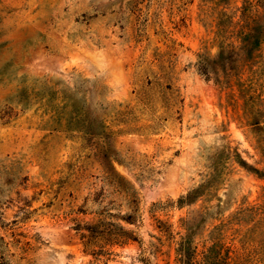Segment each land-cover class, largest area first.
<instances>
[{"label": "rangeland", "instance_id": "374dc122", "mask_svg": "<svg viewBox=\"0 0 264 264\" xmlns=\"http://www.w3.org/2000/svg\"><path fill=\"white\" fill-rule=\"evenodd\" d=\"M263 35L264 0H0V264H264Z\"/></svg>", "mask_w": 264, "mask_h": 264}, {"label": "trees", "instance_id": "16d2710c", "mask_svg": "<svg viewBox=\"0 0 264 264\" xmlns=\"http://www.w3.org/2000/svg\"><path fill=\"white\" fill-rule=\"evenodd\" d=\"M249 39H251V40H249ZM259 39H260V36H255V35L252 36L251 33H248V34L244 35L242 37V39H241L242 40V45L239 48V50L241 51V50H243V48L244 49L246 48L248 40L251 41L252 43H254V42L258 41ZM219 59H223V58H220L219 57ZM202 66H203V69L206 70V67H207L206 66V63L202 62ZM232 71H233V68L232 67H228L227 68V66H224V65L220 69H218V67H217V69L215 70V72H216L215 74H216L217 81H219L220 83H222V85L229 83V81L231 80V78L233 76ZM221 78H223V79H221ZM225 86L227 87V85H225ZM182 256L184 258L183 260H184L185 263L191 264V262H192V255H191V253H189L188 250H185L184 251V254Z\"/></svg>", "mask_w": 264, "mask_h": 264}]
</instances>
